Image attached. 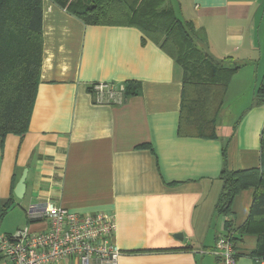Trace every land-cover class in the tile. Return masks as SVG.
I'll return each mask as SVG.
<instances>
[{
    "label": "crops",
    "instance_id": "crops-1",
    "mask_svg": "<svg viewBox=\"0 0 264 264\" xmlns=\"http://www.w3.org/2000/svg\"><path fill=\"white\" fill-rule=\"evenodd\" d=\"M175 4L211 55L239 67L222 110L237 116L231 132L221 124L214 139L179 134L184 72L169 54L137 28L86 25L44 0L43 62L29 129L0 139V207L14 198L0 220L3 233L26 224L46 229L30 223L27 212L52 202L112 216L119 264H226L211 251L229 232L235 264H264L251 257L257 236L237 232L249 217L254 189L239 192L230 215L215 210L223 150L230 171L261 165L264 102L254 101L264 73V0ZM129 82L140 92L123 94L121 103H98L89 91L95 84L126 89ZM26 169L19 200L14 190ZM0 264L11 262L0 257Z\"/></svg>",
    "mask_w": 264,
    "mask_h": 264
},
{
    "label": "trees",
    "instance_id": "trees-1",
    "mask_svg": "<svg viewBox=\"0 0 264 264\" xmlns=\"http://www.w3.org/2000/svg\"><path fill=\"white\" fill-rule=\"evenodd\" d=\"M86 25L137 28L158 44L183 69V98L179 134L217 138L225 98L239 67L211 55L207 42L190 21L178 16L167 0H52ZM44 0H0V139L8 134L23 137L29 124L43 62ZM264 58V41H263ZM89 91H93L92 87ZM140 85L126 83L124 96H136ZM264 102V73L254 104ZM261 165L258 169L230 171L225 167L223 187L215 210L230 215L240 191L254 189L245 224L237 232L258 238L251 257L264 261V127L261 132ZM14 198L0 207V220L14 206ZM226 236H232L229 233ZM233 238V237H232ZM235 241V239L233 238ZM238 256V255H237Z\"/></svg>",
    "mask_w": 264,
    "mask_h": 264
},
{
    "label": "built area",
    "instance_id": "built-area-1",
    "mask_svg": "<svg viewBox=\"0 0 264 264\" xmlns=\"http://www.w3.org/2000/svg\"><path fill=\"white\" fill-rule=\"evenodd\" d=\"M92 90L98 103H121L125 87L95 84ZM27 215L30 223L42 222L46 229L0 232V257L11 264H119L122 250L114 241L117 227L112 216L77 213L52 202L31 206ZM211 254L235 264L238 252L232 236L220 237Z\"/></svg>",
    "mask_w": 264,
    "mask_h": 264
},
{
    "label": "rangeland",
    "instance_id": "rangeland-1",
    "mask_svg": "<svg viewBox=\"0 0 264 264\" xmlns=\"http://www.w3.org/2000/svg\"><path fill=\"white\" fill-rule=\"evenodd\" d=\"M176 1L177 0H167L169 5L172 4L173 7H177V4H175ZM236 120H237V116H233V115L230 114V112L228 110H225L223 112V114H222L221 119H220L219 127L222 124V126H224L227 131L231 132L232 126L235 124ZM26 226H28V225L26 224L22 228H25ZM0 232H2V231L0 230Z\"/></svg>",
    "mask_w": 264,
    "mask_h": 264
},
{
    "label": "water",
    "instance_id": "water-1",
    "mask_svg": "<svg viewBox=\"0 0 264 264\" xmlns=\"http://www.w3.org/2000/svg\"><path fill=\"white\" fill-rule=\"evenodd\" d=\"M28 170L26 169L22 174L16 188L14 190L15 197L19 200H22L26 193V179H27ZM181 237V235H179Z\"/></svg>",
    "mask_w": 264,
    "mask_h": 264
}]
</instances>
